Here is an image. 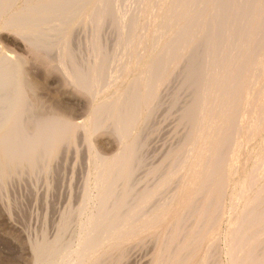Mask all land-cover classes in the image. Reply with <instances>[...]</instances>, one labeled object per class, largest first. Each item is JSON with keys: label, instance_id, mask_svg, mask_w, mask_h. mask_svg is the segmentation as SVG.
Segmentation results:
<instances>
[{"label": "bare ground", "instance_id": "6f19581e", "mask_svg": "<svg viewBox=\"0 0 264 264\" xmlns=\"http://www.w3.org/2000/svg\"><path fill=\"white\" fill-rule=\"evenodd\" d=\"M3 31L5 211L83 165L9 264H264V0H0Z\"/></svg>", "mask_w": 264, "mask_h": 264}, {"label": "rangeland", "instance_id": "374dc122", "mask_svg": "<svg viewBox=\"0 0 264 264\" xmlns=\"http://www.w3.org/2000/svg\"><path fill=\"white\" fill-rule=\"evenodd\" d=\"M2 44H4V45H2ZM0 46L3 47L5 50L9 51L10 53H14L15 55H19L17 53H20V55H22V56L25 54H26L25 56H27V52L25 50V46H24L23 41H21V39L18 38L16 35H14V34L12 35V33H10V32H7V31L0 32ZM4 46H6L7 49ZM8 48H9V50H8ZM10 49H11V51H10ZM81 154L82 153L79 152L78 156L76 157L77 160L75 159L74 161L69 156L63 158L64 161L62 159V161L60 162L62 164L59 163L61 166L59 164L53 162V164H50L52 169L48 170V172H41L37 175L36 174L29 175L26 172H24L22 175H16L17 179H15L16 177L13 176L12 177L13 181L11 179V180H9V182L6 183V190H5L6 194H5V192H3V195L5 198V201H7V203H9L10 212L7 213L5 211L4 206H3V205H5V203L0 202L1 203V205H0V263L1 264H9V263H11L12 259L15 256L16 257L21 256L22 254L25 255L28 252V239L30 237L32 239H35L36 237H40V235L43 232L46 234H51V229L53 227L52 225L54 223L53 218L55 217V213L57 212V210L59 208V203H61L64 200L66 193H69L70 196L71 197L73 196V198H74L78 178L80 180V178L82 176V173H80V172H82L81 166H83V165H81L82 164V159H81L82 157L80 156L81 158H79V155H81ZM75 161H78V162H75ZM66 168H67V170H66ZM56 170H58V171H56ZM71 172H72V174H71ZM48 173H50V174H48ZM77 173H79V174H77ZM25 174H27L28 176H26ZM40 177H42V178H40ZM76 178H77V180H76ZM62 180H63V182H62ZM74 180L77 182H74ZM61 184H63V185H61ZM28 186H30V187H28ZM22 188H23V190H22ZM63 188H65V189H63ZM69 188H70V190H69ZM62 194H63V196H62ZM18 195H20V196H18ZM29 196H30V199H29ZM61 196L63 198H61ZM52 197H53V199H52ZM57 200H59V201H57ZM14 203H16V204H14ZM20 205H21V207H20ZM44 207H45V209H44ZM39 210H41V211H39ZM51 222H52V224H51ZM23 246H25V247H23Z\"/></svg>", "mask_w": 264, "mask_h": 264}]
</instances>
